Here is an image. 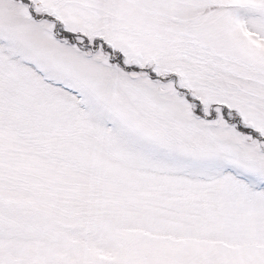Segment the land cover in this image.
<instances>
[{"label": "snow or ice", "instance_id": "1", "mask_svg": "<svg viewBox=\"0 0 264 264\" xmlns=\"http://www.w3.org/2000/svg\"><path fill=\"white\" fill-rule=\"evenodd\" d=\"M0 264H264V0H0Z\"/></svg>", "mask_w": 264, "mask_h": 264}]
</instances>
